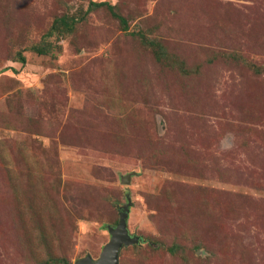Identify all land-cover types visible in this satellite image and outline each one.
<instances>
[{
  "label": "rangeland",
  "instance_id": "1",
  "mask_svg": "<svg viewBox=\"0 0 264 264\" xmlns=\"http://www.w3.org/2000/svg\"><path fill=\"white\" fill-rule=\"evenodd\" d=\"M125 204L118 264H264V0H0V264Z\"/></svg>",
  "mask_w": 264,
  "mask_h": 264
},
{
  "label": "water",
  "instance_id": "2",
  "mask_svg": "<svg viewBox=\"0 0 264 264\" xmlns=\"http://www.w3.org/2000/svg\"><path fill=\"white\" fill-rule=\"evenodd\" d=\"M127 204L118 211V218L115 225H107L108 239L101 246L96 258L85 255L76 259L73 264H118V252L123 246L132 245L138 241L137 235H130L126 229L125 218L127 215Z\"/></svg>",
  "mask_w": 264,
  "mask_h": 264
},
{
  "label": "trees",
  "instance_id": "3",
  "mask_svg": "<svg viewBox=\"0 0 264 264\" xmlns=\"http://www.w3.org/2000/svg\"><path fill=\"white\" fill-rule=\"evenodd\" d=\"M102 4H105L106 5V7H107V9L110 11V9H111V6L110 5H108L107 3H105V2H103V1H98V2H95V1H90L89 2V6H97V5H102ZM114 16H116V18L118 19V21L121 23V24H123L124 25V22H125V20H124V18L123 17H121V16H119V15H117V14H114L113 12H111ZM155 57H156V59H157V61L158 62H163V63H167L166 62V59H163V58H160L159 56H157L156 54H155ZM17 60L19 61V62H23V60H24V57L21 55V54H19L18 55V57H17ZM169 250H172V248L170 247V249ZM61 263V264H68L67 263V261L64 259V258H62V257H59V258H49L48 260H44L42 263H40V264H46V263Z\"/></svg>",
  "mask_w": 264,
  "mask_h": 264
}]
</instances>
